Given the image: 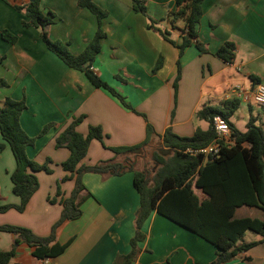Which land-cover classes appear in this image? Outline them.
<instances>
[{
	"label": "crops",
	"instance_id": "crops-1",
	"mask_svg": "<svg viewBox=\"0 0 264 264\" xmlns=\"http://www.w3.org/2000/svg\"><path fill=\"white\" fill-rule=\"evenodd\" d=\"M24 1L0 0V78L7 83L6 87H0V106L5 97L24 99L19 125L28 136L34 137L33 145L25 149L26 155L38 163L49 158L51 171L36 172L38 188L25 209L19 212L10 208L0 213V225L23 226L38 235H48L62 209L59 196L54 201L48 198L55 196L58 182L63 197L69 196L74 186V174L62 180L68 173L60 163L69 151L55 145V137L74 118L83 116L76 126L79 133L85 135L89 125H99L106 135L105 146L96 139L90 141L80 161L83 165L130 157L134 168L140 171L144 169L142 162L154 160V152L162 156L160 148L166 147L156 137L140 152L128 150L116 154L108 148L142 142L145 119L123 107L106 90L94 87L83 72L68 67L49 51L40 29L23 25L28 17L13 6ZM93 1L106 15L99 24L105 36L92 68L137 112L146 116L156 133L162 134L167 126L180 136H190L196 127L206 129L208 122L196 118V110L203 103L217 104L231 96L240 99L239 108L230 118L238 130L236 121L246 129L250 114L264 128L263 108L253 101L255 85L264 84V0H203L196 32L197 41L207 51L199 52L190 43L180 54L177 46L161 34L166 33L177 44L181 42L183 22L177 20L172 25L168 18L175 0H142L145 14L133 9V0ZM39 7L43 16L52 13L48 38L67 44L72 53H79L98 27L95 15L85 7H78L77 0H39ZM2 31L13 34L15 41H6ZM225 42L234 45L230 63L214 55ZM159 59L160 66L152 72ZM177 61L181 73L174 94ZM43 129L45 132L41 134ZM0 146V200L3 204H17L19 198L13 194L10 180L15 160L1 135ZM81 181L85 187L82 194L91 195L82 200L81 215L64 220L55 229L57 242L72 238L64 251L53 259H38L32 255L31 247L20 243L8 264H116V257L129 253L134 215L139 206L133 173L85 172ZM194 191L203 198L200 190ZM236 214L262 216L258 209L245 206L238 208ZM140 230L143 237L136 242L138 252L129 264H209L215 257L212 244L155 210ZM14 237L10 232L0 231V250L10 248ZM260 239L259 234L251 232L250 238L243 241ZM223 264H264V242Z\"/></svg>",
	"mask_w": 264,
	"mask_h": 264
},
{
	"label": "trees",
	"instance_id": "trees-1",
	"mask_svg": "<svg viewBox=\"0 0 264 264\" xmlns=\"http://www.w3.org/2000/svg\"><path fill=\"white\" fill-rule=\"evenodd\" d=\"M203 0H175V8L168 13L170 23L181 20V42L175 43L161 32L170 43L177 46L179 54L184 47L194 43L199 52L207 49L197 41L196 24L202 15ZM16 10L23 12L28 21L25 26H35L40 29L41 38L46 48L54 53L62 62L72 69L84 73L88 81L97 88H102L114 96L120 104L145 119V137L142 142L133 146L108 147L116 154L147 146L158 137L164 147L172 153L162 157L154 152L152 158L159 164L154 173L148 169L136 170L130 157L121 161H99L93 165H83L80 161L85 157L88 145L92 139L98 140L103 146L104 133L99 125H89L85 135L76 130L83 116L74 118L56 137V147H66L68 157L60 163L68 173L62 180L75 175L74 186L67 197H63L59 182L56 185L55 196L48 198L54 201L59 196L62 206L61 213L51 226L48 235H38L27 227L1 224L0 231L15 235L12 246L0 250V264H8L16 252V246L24 243L32 248V255L38 259H53L61 254L69 242L59 243L55 239V229L64 220H73L81 215V202L90 193L82 194L85 187L81 176L85 172L106 174H121L125 171L133 173V186L139 195V206L134 215V234L130 239L131 249L128 254L116 257V264H129L136 256V242L143 237L141 226L149 214L155 210L161 216L196 234L215 247V257L209 264H223L259 242H264V128L256 116L249 115L246 129L239 131L230 118L240 106L237 96L228 97L217 104L203 103L195 112L196 118L208 122V127H196L190 136H180L167 126L162 134L155 132L153 125L143 113L137 112L126 98L103 80L92 68V63L100 51V41L105 33L100 28L101 19L106 11L101 9L93 0H77L78 7H85L97 19L98 27L85 47L77 54L72 53L67 44L59 40H51L47 36L48 26L52 23V13L43 16L39 0H25L13 3ZM135 11L145 14L142 0H133ZM151 27V25H149ZM2 37L14 42L16 37L2 31ZM234 45L225 42L214 55L223 62L230 63L234 58ZM2 57H0V62ZM158 60L152 72L159 66ZM180 63L176 62V74L173 80L174 94L180 79ZM117 78H120L116 75ZM5 80L0 78V87H6ZM25 108L24 99L19 100L5 97L0 106V135L9 145L15 160V168L10 174L12 192L19 198L17 204L1 203L0 213L10 208L22 212L31 195L38 188L36 172H50L48 158L38 163L27 157L25 149L33 145L34 137L28 136L19 125V115ZM264 111V105L262 106ZM173 113V112H172ZM221 116L231 130V144H221L216 156L205 159L200 153L190 154L187 150H196L206 146L213 138L212 117ZM45 129L41 131V134ZM1 147V146H0ZM199 189L204 195L200 199L194 191ZM1 199V197H0ZM258 209L262 216H237L240 207ZM246 231L261 236L260 240L243 241Z\"/></svg>",
	"mask_w": 264,
	"mask_h": 264
},
{
	"label": "built area",
	"instance_id": "built-area-1",
	"mask_svg": "<svg viewBox=\"0 0 264 264\" xmlns=\"http://www.w3.org/2000/svg\"><path fill=\"white\" fill-rule=\"evenodd\" d=\"M253 101L255 104L263 106L264 105V84L257 83L253 92ZM212 129L215 132V138H213L206 146L187 151L190 154L200 153L205 159L208 157H214L217 155L221 144L230 145L231 140V130L226 123V121L219 115H214L212 117Z\"/></svg>",
	"mask_w": 264,
	"mask_h": 264
},
{
	"label": "rangeland",
	"instance_id": "rangeland-1",
	"mask_svg": "<svg viewBox=\"0 0 264 264\" xmlns=\"http://www.w3.org/2000/svg\"><path fill=\"white\" fill-rule=\"evenodd\" d=\"M201 123H203V122H201ZM236 123H237V127L239 128V130H244L245 129V127L243 128V127H239V126H241V124H240V121H236ZM155 149L157 148V145L154 147ZM142 163H144L143 165H144V168H146V169H148L151 173H154L155 171H156V169L158 168V164H156V162L154 161V160H152V161H148V162H142ZM196 192H198L199 193V190L198 189H196ZM247 234H246V236L243 238V239H249L250 238V235H251V232L250 231H247L246 232Z\"/></svg>",
	"mask_w": 264,
	"mask_h": 264
},
{
	"label": "water",
	"instance_id": "water-1",
	"mask_svg": "<svg viewBox=\"0 0 264 264\" xmlns=\"http://www.w3.org/2000/svg\"><path fill=\"white\" fill-rule=\"evenodd\" d=\"M129 151H130V152H140L141 149H140V148H135V149H131V150H129ZM160 151H161L162 156L171 153V150L168 149V148H165V149L160 148ZM159 154H160V153H159Z\"/></svg>",
	"mask_w": 264,
	"mask_h": 264
}]
</instances>
